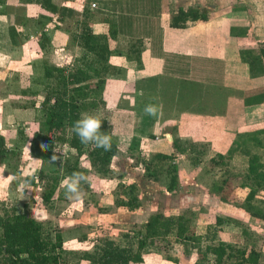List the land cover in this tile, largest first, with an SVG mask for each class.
Instances as JSON below:
<instances>
[{"label":"crops","instance_id":"crops-1","mask_svg":"<svg viewBox=\"0 0 264 264\" xmlns=\"http://www.w3.org/2000/svg\"><path fill=\"white\" fill-rule=\"evenodd\" d=\"M51 2L57 9L56 14L44 10L38 0H0V96L44 95L45 67L68 71L80 68L91 74L87 65L96 57L79 46L80 34L88 28L93 35L106 38L110 57L104 74L105 106L91 110L93 115L112 128L119 145L118 155L124 151L122 148L129 149L133 138L139 140L143 153L172 155L180 183L177 189L167 192L164 178L160 179L159 194L152 195L149 206L139 198L141 207L130 212V218L134 216L136 220L146 206L154 205L155 214L166 217L184 214L186 208L194 206L199 211L195 215L197 221L199 216L208 220L201 221L206 231L194 229L202 238L201 252L193 249L190 259L184 261L175 255L176 263L167 261L160 253H147L141 264H197L204 256L203 264H213L204 249L219 241L205 239L206 246L203 244L214 215L209 203L216 201V206L221 199L213 193L206 195L205 199L210 202L202 204L197 185L193 189L183 188L181 164L185 153H176L173 142L179 146L205 143L210 151L225 154L243 128L244 112L264 105V102L244 105L246 98L264 93V74L251 77L247 64L242 61L241 38L235 35L239 28L245 27L241 12L235 5L228 4L226 8L212 0H187L186 8L209 13L214 9L215 13H210L206 22L173 28L171 12L178 7L185 8L177 6L178 0ZM37 108L35 104L21 113L34 116ZM148 108L152 111H147ZM188 193V197L181 198L179 207L169 197ZM192 197L198 202L187 201ZM168 212L171 214L167 215ZM155 214L150 211L148 216ZM148 216L142 219L143 224ZM85 250L92 249L89 246ZM79 262L90 264L82 259Z\"/></svg>","mask_w":264,"mask_h":264},{"label":"rangeland","instance_id":"rangeland-1","mask_svg":"<svg viewBox=\"0 0 264 264\" xmlns=\"http://www.w3.org/2000/svg\"><path fill=\"white\" fill-rule=\"evenodd\" d=\"M212 2L220 4V7L222 4L226 8L229 7L228 4L232 5L231 7L235 5L236 10L239 9L241 12L242 23L245 24V27L239 28L235 35L241 38L242 61L247 64L250 75L252 70L254 71L253 76H257L260 73V69L257 67L259 62L264 67V58L261 53V47L264 45V0H212ZM239 3H243V6L238 7ZM186 4L187 0H178L177 6L186 8ZM213 10L210 13H215ZM210 13L208 12V16ZM193 23L195 22H190V24ZM231 32L233 33L232 30ZM42 100L43 94L8 98L0 96V138H3L4 145L9 151L0 160V215L4 210L16 209L18 213L27 211L31 217L44 226L45 231L52 237L55 232L60 231L63 236V256L69 264H79L81 257L88 253L85 250L86 247L90 246L91 252H96L95 246L105 238L115 241L122 247H134L136 250L138 239L144 234L142 219L147 218L150 211L152 214L157 212L154 205L151 207L153 212L148 206L150 202L152 203V195L159 194L161 189L159 180L164 178L166 185L170 182L167 169H170L169 163L171 162H158L152 159L151 153H143L140 148L133 151L125 150L126 147L122 148V145L121 148L124 151L113 159L106 175L98 174L87 155L78 157L74 150L70 151L60 145L55 146L56 156L50 163L33 158L29 154V146L34 134L39 131L38 120L41 114L38 110ZM34 102L38 105L34 116L30 114L31 116L28 117L26 113H21L22 110L31 108ZM87 112L94 114L91 110ZM262 131H264V105L258 110L247 109L244 112L243 128L241 132H238L228 149H232L231 155H228V151L222 154L225 155V158L217 159L218 166L210 164V160L217 154L214 150L210 151L208 144L186 143L180 145L186 149L181 164L183 188L193 189L197 185L195 188L202 195H200L202 204L210 202L205 198L206 195L210 196L213 193L221 199L220 202L217 201L216 206H214L216 201H213V204L209 203L213 208L214 215L212 223L207 226L208 234H204L203 247L206 246V240L219 242L225 240L237 247H243L247 251L254 249L259 252V264H264V221L252 218L249 214L250 210L264 214V183L259 187L248 177L250 156L246 153L259 155L260 161L264 165V133H261ZM110 134L113 136L112 128ZM251 138L259 139L261 147H257L254 142H251ZM174 151L178 153L175 148ZM138 152H141V158L152 160L150 171H145L144 167L140 165ZM195 159L200 162L198 167L191 166L193 165L191 162ZM171 161L173 162V160ZM76 164L78 169L85 173V179L80 181L81 197L79 199L71 194H66L63 183L66 178L60 180L55 195L47 204L44 203L42 196L46 192V187L50 185V180L39 182L36 187L23 185V178L37 179L40 173H44L48 177H61L67 165ZM153 173H157V175ZM223 180L226 181V185L219 192L218 189ZM178 184L180 183L178 182ZM132 187L134 190L130 192ZM190 191L194 192V190ZM252 191H254L253 199L246 202V197ZM173 195L169 197L171 200H175L176 207H179L182 204L181 198L188 197L190 193ZM132 197H137L135 204L139 208L141 204L138 202L141 197L144 199L143 203L147 202L148 205L137 217V221L134 216L131 218L129 216V213L136 212V209L126 207V203ZM191 200L196 201L194 197L187 198V201L191 202ZM185 210V215L193 219L194 229L196 228L197 232L206 231L205 226L203 227L201 224V221L205 220V223L208 221L206 218L202 220V216H199L200 223L197 221L198 216L192 218L193 215H198V208L193 206ZM173 213H178V211H173ZM217 217H221L225 221L220 228L215 221ZM198 224L201 225L198 226ZM217 234L218 237H216ZM89 239L91 240L86 243ZM157 244L163 258L171 257L173 259L175 255H178L184 261L190 259L194 252V248L187 252L184 251L173 236H169L166 241L157 242ZM149 253L159 252L154 250Z\"/></svg>","mask_w":264,"mask_h":264},{"label":"trees","instance_id":"trees-1","mask_svg":"<svg viewBox=\"0 0 264 264\" xmlns=\"http://www.w3.org/2000/svg\"><path fill=\"white\" fill-rule=\"evenodd\" d=\"M42 8L52 14H56L57 9L51 0H38ZM208 12H199V10L188 7L178 8L171 12L170 25L173 28H185L190 22L208 21ZM112 32H111V35ZM78 44L88 53L94 54L96 59L90 65H87L91 74L76 69L68 71L63 68L45 67L46 92L43 100L40 102L38 112L41 116L38 120L39 131L34 134L30 142L29 154L43 162H52L55 159V146L66 145L74 150L79 156L87 152L91 159V165L97 170L98 174L106 175L118 155L119 145L111 136V128L106 121L102 120L101 132L109 135L110 149L98 148L92 143L84 144L73 131L74 123L82 118V115L89 110H98L105 106L103 101V91L106 84L104 74L107 71L106 64L110 57L107 39L92 34L90 29L83 30L80 34ZM261 53L264 58V45L261 47ZM257 67L260 69L258 75L264 74V67L261 62ZM251 70V68H250ZM251 70V76H253ZM92 79L96 80L92 82ZM264 102V93L244 100L246 107L257 105ZM35 106V102L31 108ZM261 133H264L262 131ZM258 136V135H257ZM257 147H261L260 140L251 138ZM173 146L177 152L186 153V149L179 146L176 141ZM139 148V140L133 138L128 150L133 151ZM88 149V151H86ZM232 149L228 150L231 155ZM9 151L4 145V140L0 138V160ZM141 152H138L140 165L145 171H150L151 159L141 158ZM250 156L248 161V177L259 187L264 183V165L257 154L246 153ZM225 155L217 154L210 160L211 165L218 166L217 159L223 160ZM153 160L169 161L167 173L170 176V182L166 185V191L171 192L178 188L177 168L172 163V155L156 154ZM192 160V159H191ZM195 159L191 163L198 165L199 160ZM173 164V165H171ZM74 173H80L85 179V173L78 169L77 164L64 168L61 177H48L40 173L37 179L23 178V185L26 187H36L39 182L50 180L51 183L46 187V192L42 199L45 204L49 203L56 193L61 179L67 178ZM157 175V173H153ZM51 176V175H50ZM81 180V181H82ZM226 185L223 180L219 187V192ZM134 190L131 188L130 192ZM254 197V191L246 197V202H250ZM137 197H132L126 203V207L138 209L135 204ZM140 202H138L139 204ZM250 210V209H249ZM193 215V213H192ZM252 218L264 221L262 212L251 211ZM193 215L192 218H194ZM193 219L188 218L185 213L178 216L166 217L163 214H155L149 217L143 224L144 234L138 239L136 250L134 247L126 248L117 244L115 241L105 238L97 246L96 252L85 253L81 259L90 264H141L143 255L156 250L157 242L166 241L169 236L175 237L176 241L183 247L184 251L194 248L201 252L202 238L197 236L194 230ZM225 221L219 217L216 218V224L221 227ZM205 255L213 264H259L260 253L254 249L247 251L243 247H237L231 243H210L205 247ZM204 257L200 258L197 264H203ZM167 261L176 263L175 259L165 257ZM204 261V262H203ZM0 264H69L63 256V236L60 231L55 232L52 237L44 229V226L31 217L27 211L18 213L16 209L4 210L0 215Z\"/></svg>","mask_w":264,"mask_h":264},{"label":"clouds","instance_id":"clouds-1","mask_svg":"<svg viewBox=\"0 0 264 264\" xmlns=\"http://www.w3.org/2000/svg\"><path fill=\"white\" fill-rule=\"evenodd\" d=\"M147 111L151 112L152 109L148 108ZM101 123L97 116L84 113L82 118L77 120L73 125L74 133L79 137L80 141L84 144L92 143L98 148L110 149V138L106 133L101 132ZM83 179L82 174L74 173L64 180L66 194H71L77 199L81 197L80 181Z\"/></svg>","mask_w":264,"mask_h":264},{"label":"built area","instance_id":"built-area-1","mask_svg":"<svg viewBox=\"0 0 264 264\" xmlns=\"http://www.w3.org/2000/svg\"><path fill=\"white\" fill-rule=\"evenodd\" d=\"M92 8H95V5H93Z\"/></svg>","mask_w":264,"mask_h":264}]
</instances>
